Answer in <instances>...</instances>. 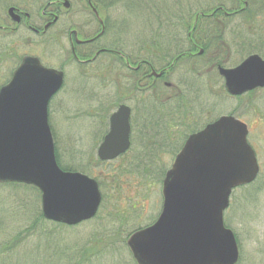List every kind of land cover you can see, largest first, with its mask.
<instances>
[{
	"label": "rangeland",
	"instance_id": "1",
	"mask_svg": "<svg viewBox=\"0 0 264 264\" xmlns=\"http://www.w3.org/2000/svg\"><path fill=\"white\" fill-rule=\"evenodd\" d=\"M21 1L0 0V26L10 28V31L0 29V86L9 80L12 69L17 66L19 59L24 55L39 56L42 60L47 61L51 68L67 65L65 59L69 54L70 47L65 38L59 40L61 44L56 47L48 43L42 45V38L44 37L40 38L34 35L27 28L29 25L43 26L39 13L41 7L49 0H36L33 4L31 0H25V2H29L27 11L31 13V16L25 23L22 21L16 25L8 18L6 7L8 4H15L23 8L25 3ZM69 1L71 4L69 13L61 15L62 20L54 25L47 36H52L57 33L58 29L65 28L63 26L65 22H67L66 25L71 24L74 25V28L79 29L78 27H81V24L85 22L84 19H88L86 12L81 13L86 11L84 2L81 0ZM232 1L129 0L131 2L129 4L127 0H118L116 3L118 7L120 6L117 8L119 12L124 10L130 13V29H132L133 38H136V34L141 33V36L145 35L146 37H143L148 41H154L155 44L160 41L161 44L164 42L166 44L169 40H164L162 34L163 32L167 34L168 28L164 26L159 28L161 16L164 18L165 14L175 15L177 11L176 15L179 13L183 15L184 11L189 12V8H191L192 12L190 13L194 19L197 11L200 13L205 11L206 13V11L219 5L229 8L240 6L237 2L231 3ZM249 7L252 12L256 13V16L252 20H248L251 24H248L247 27L258 26L261 30L260 35L264 39V0H252V5ZM186 18L188 16L184 17V20H189ZM219 18L225 22L224 19ZM239 21L237 18L231 19L230 24L224 25L225 29L229 30L231 25H236ZM204 27L206 28V24ZM12 28L14 31H11ZM93 28L94 26L91 27V29ZM159 29L163 31H159ZM230 35L231 33L225 31L224 38L227 42ZM187 38V33L179 36V41L184 43L185 51L189 49L186 47ZM243 39L237 36L233 38V44L228 43L229 47L234 45L231 51V63H238L243 58L242 55L236 53V50L242 46L240 44ZM248 39L253 41L254 47H260L264 43L263 41L259 42L251 35L248 36ZM208 52L211 53L212 50L209 49ZM257 52L263 53L262 56H264V48ZM218 57L223 58L222 55H218ZM81 68L83 69L76 63L64 66L65 82L63 88L51 99L47 110L49 113L48 120L53 129L52 133L57 142L60 166L89 175L85 171H88V167L96 164L97 147L107 130V116L115 110L119 103H127L130 96H128V88L125 89L126 81L115 84L114 79L111 81L112 78L108 75L107 68L101 78L96 77L97 73L94 70L87 69V72H82ZM122 70L128 74L126 69ZM82 74L84 75L82 76ZM205 92L207 93V91ZM151 93L153 92L149 87L148 98L142 104V109L144 108L147 113L153 112V106L162 100L160 95L156 99L155 95ZM206 93H201L200 100L202 98L206 100ZM225 97L223 98L222 94L220 98L211 101L210 109L207 108L208 112L198 108L195 110L204 112L199 117V119L201 118L199 124L236 111V115L241 121L248 125L247 139L256 153L260 171H258L255 182L241 186L232 192L229 207L224 214V222L238 240L239 261L237 264H264V88L245 94L239 97L242 98L239 100L227 95ZM115 103L117 104L115 105ZM239 103L240 105H238ZM135 125L136 128L132 137L136 146L140 143L139 138H137L138 133L145 129L142 126L144 124L140 123L138 118ZM146 137L147 135L144 138ZM173 159L174 155L168 149L160 153L159 159L156 160L160 161L157 164H161L163 161L169 167ZM101 168V166L95 167L94 170L101 171ZM161 197V182L156 180L144 181L143 178L135 174L126 179L123 197L120 198V211L116 209L113 198L108 197L104 207L99 211L101 219L56 230L50 225H43L37 230H29L35 213L41 212L39 191L32 186L0 184V264H131L132 256L126 242L125 245L121 243L108 244L111 236H105L110 234L108 232L112 228L108 224H113L114 229L121 230L123 232L122 237L127 232L131 234L132 231L134 232L140 227L143 229L159 215L162 204Z\"/></svg>",
	"mask_w": 264,
	"mask_h": 264
},
{
	"label": "water",
	"instance_id": "2",
	"mask_svg": "<svg viewBox=\"0 0 264 264\" xmlns=\"http://www.w3.org/2000/svg\"><path fill=\"white\" fill-rule=\"evenodd\" d=\"M12 18L19 21L18 15ZM21 59L0 89V183L37 188L46 220L77 225L97 214L102 197L93 178L63 171L56 161L46 109L63 84V72L45 68L38 58ZM218 70L232 95L264 87V60L258 55ZM129 115V107L119 105L109 116L98 159L113 160L128 150ZM246 130L242 121L224 116L187 138L163 176L157 220L126 240L136 264L238 262L237 241L223 214L232 190L255 181L259 171Z\"/></svg>",
	"mask_w": 264,
	"mask_h": 264
},
{
	"label": "flooded vegetation",
	"instance_id": "3",
	"mask_svg": "<svg viewBox=\"0 0 264 264\" xmlns=\"http://www.w3.org/2000/svg\"><path fill=\"white\" fill-rule=\"evenodd\" d=\"M35 1L36 0H31V3L33 4ZM65 1H67L66 5H64ZM117 1L118 0H81V2H84L83 4H85L84 7L86 10L81 13L83 14L86 12L88 16L87 19V16L84 14L86 19H84L85 22L81 24V27L76 29L74 28V25H66L67 22H65L63 24L65 28L62 30L58 29L57 33L52 36H47V33L54 27V25L62 20L61 15H67L69 13L68 9L71 7L69 0H49L41 8L39 15V18L43 22V26L39 27L29 25L27 27L34 33V35H37L40 38L44 37L42 38V45L48 43L52 44L53 47H56L61 44L59 40L62 38L67 40L70 48L69 54H67L65 59V63H67V65L64 66L76 63L80 67H83L82 72H87V69L94 70L97 73V78H101V76L105 74L104 70L107 68V73L112 78L111 81L114 79L115 84L116 81L120 84L126 81L125 85L127 86H125V89L128 88V96L130 97L128 102L125 104H127V106L131 109L129 115V126H131L129 137L132 144L133 131L135 130L133 126H136L135 122L137 118L140 123L144 124L142 126L145 129L144 131L142 130L138 133L137 138L140 140L146 136L145 133L147 131L146 123L148 121V115L144 108L142 109V104H144L146 100L149 87H151L153 92L151 94L155 95V98L159 95H167L166 99L168 100V98H177L179 95H183L185 98V104L182 105V108L188 110L187 115L191 120V122H189V120L188 122L192 123L190 128H195V124L199 123V120L196 119L197 111L195 108L198 105H201V102H199L201 93H206L205 91L209 94L213 93L215 98L220 94V91L225 94L226 89L224 78L220 75L218 69L235 68L241 64L247 55L249 56V54L255 53L264 48V43L260 47H254L253 41L248 39V36L251 35L259 42H264L263 37L260 35L261 30H259L260 28L258 26H255V29L247 27L248 24H251L248 20H252L256 16V13L252 12L249 7L252 5V0H233L231 3L237 2L240 4L238 8H229L219 5L214 9L211 8L213 10L205 13V15L198 12L199 14L194 17V23H196L198 20L197 18L201 16L204 20L202 25L206 24V29H208L209 35H211V38H209L211 44H209L208 49H215L214 45L220 46V48L216 50V53L212 54L213 59H219L218 63H209L211 61L208 60L195 61L193 59L183 60L179 63H164L163 61L161 63H157L158 61L155 63H149L146 53V38L141 36V33H138L139 36L136 34V38L132 37L133 33L132 29H130V13L124 10L119 12L117 8H120V6H117ZM127 1L129 2V0ZM21 2L25 3V8L18 7L15 4H8L6 7L9 19H11L10 17H12V14L13 16L15 13L19 15L20 18L18 23H16L17 25H19L22 21L25 23L28 18H30L29 16H31V13L27 11V8H29V2L27 3L25 0H22ZM10 9H14V11L10 13ZM190 12H192V9H189V13ZM219 17L224 19L225 22L221 21ZM233 18H237L240 21L237 22L236 25H231L229 30L225 29V26L230 24V20ZM209 25L211 27H208ZM93 26L94 28L91 29ZM212 26L215 27L213 28ZM0 29L10 31V28L7 26L4 27L3 25L0 26ZM11 31H14V29L12 28ZM225 31L231 33L228 42L224 38ZM189 36L190 34L188 37ZM234 36L244 38L243 42L240 44L242 46L239 47L240 49L236 50L237 54L243 56L238 63L230 62L231 51L234 45L229 47L228 43L233 44V38H236ZM39 46H41V44H39ZM193 50L197 51L192 53V56H201L204 53V50H202L201 47L198 48L197 44L193 45ZM201 50L202 52H200ZM237 54L236 56H238ZM218 55H222L223 58L220 59ZM36 57L39 58L44 66L51 68V66L47 64V61L42 60L39 56ZM64 66L55 69L63 71L65 77V71L63 69ZM197 66L205 68L203 74L201 73L203 71H197ZM122 69H126L128 74H125ZM196 73L198 74L196 75ZM83 75L84 74H82V76ZM197 81L199 83L198 88L196 86ZM169 90H171V92L173 91L172 94H168ZM258 90H260V88L246 94L253 93ZM164 91L168 93H165ZM226 95L239 100L242 99L239 97H242L245 94L239 96L230 95L226 91ZM225 98L227 99V97ZM240 103L238 105H240ZM204 105H207L210 109V102L204 103L201 107L204 108ZM231 114L236 115V111ZM108 126L109 122L106 126L107 130L103 134V137H101V142L109 132Z\"/></svg>",
	"mask_w": 264,
	"mask_h": 264
},
{
	"label": "trees",
	"instance_id": "4",
	"mask_svg": "<svg viewBox=\"0 0 264 264\" xmlns=\"http://www.w3.org/2000/svg\"><path fill=\"white\" fill-rule=\"evenodd\" d=\"M100 3V2H99ZM180 7V5H179ZM178 9V7H177ZM176 9V10H177ZM191 9V8H189ZM214 9V8H213ZM213 9H210L207 12H211ZM180 11V10H179ZM178 11L176 12V14ZM169 15L165 14V17L161 16L159 18L162 20L159 21V28L162 26L168 28L167 34L163 32L162 37L164 40L168 39L169 41L165 44H161L159 42L158 44H155L154 41H148L146 39V50H147V59L149 63H161L162 61L164 63H179L183 60L188 59H198L199 61H211L209 63H218L219 59H213L214 53H216V50H218L219 46H216L215 49H211L212 52L209 53V44L211 35H209L208 29L202 25V22L204 20L199 16L194 23V19H192L191 14L187 11H184V14H178V15ZM198 11L196 15H198ZM203 14L205 15V11H203ZM189 18V20H184V17ZM186 18V19H188ZM163 22V23H162ZM206 22V21H205ZM178 28V29H174ZM159 31H163L162 29H159ZM183 33H187L190 36L186 39V47L189 49L185 51L184 43L183 41H179V36L181 37ZM197 44V47H201L202 50H204V53L202 56H192V53H195L197 50H193V45ZM195 60V61H196ZM197 71H203L204 73L205 68L197 66ZM198 73H196L197 75ZM196 86L198 88L199 83L196 82ZM165 92V91H164ZM173 92V91H172ZM172 92H169L168 94H172ZM167 93V92H165ZM212 94V93H211ZM167 96V95H166ZM166 96H160L162 97V100L156 105L153 106L154 110L151 113H147L148 115V121L146 123L147 125V132L146 138H141L139 140L140 143H138L136 146L134 143L132 144L130 150L125 153L124 155L118 157V159L111 161V162H101L98 159L95 160L94 166H90L87 168L88 171H85L90 176H93L96 178V180L99 183L100 190L103 195V200L101 204V209L105 205V201L108 197H112L115 201L116 209L118 211L121 210V200L120 198L123 197V188L124 184L126 183V179H129L131 176H134L135 174L139 175L140 178H143L144 181L152 182L156 180L157 182L162 181V176H164V173L167 169V164L161 161V164H157V162H160L159 155L163 151H169L171 154L175 155L177 151L182 146L181 144L185 140L188 134H190L191 129H197L201 125L195 124V128H190L192 126L191 120L188 118V110L182 108V105L185 104V98L183 95H179L177 98L171 97L166 99ZM159 97V96H158ZM148 98V96L146 97ZM157 99V98H156ZM212 101H215L216 99L211 98ZM209 96L206 97L207 103H209V100L211 101ZM202 105V104H201ZM201 105L197 106L196 108L205 111L208 106L204 105V108L201 107ZM198 113V112H196ZM204 113V112H203ZM199 114V113H198ZM189 120V122H188ZM134 124V122H133ZM133 128H136L133 126ZM179 128V129H178ZM56 161L60 164V156L59 151L57 148V142H56ZM143 165L142 167H140ZM102 167L101 171L94 170L95 167ZM62 167V166H61ZM64 170H69L68 168H63ZM147 179V180H146ZM141 181V179H140ZM13 186H21L18 184H11ZM24 186V185H22ZM101 219L100 212L99 214L93 219ZM92 220V221H93ZM124 220V219H122ZM91 222V221H90ZM112 223V222H111ZM101 224H104L101 222ZM43 225H50L54 228V230L58 228H67L68 226L52 223L46 221L41 212L38 211L35 213L33 218V223L30 224L29 230L38 229L39 227H42ZM112 226L111 231L106 234L105 237L111 236L109 239L110 245L114 244H123L125 245L126 238L130 235L125 234V236L122 237L123 232L121 230H118L113 224H108ZM121 226V225H120ZM130 233V232H129ZM97 234V233H96ZM97 237V235H96ZM120 239V240H119ZM102 241V239H100ZM100 241V242H101ZM107 241V240H106ZM98 244H100L97 241ZM7 248V247H5ZM131 264H135V262L130 259ZM76 264V263H75Z\"/></svg>",
	"mask_w": 264,
	"mask_h": 264
}]
</instances>
